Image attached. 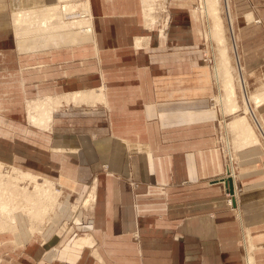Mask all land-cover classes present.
<instances>
[{"label": "crops", "instance_id": "1", "mask_svg": "<svg viewBox=\"0 0 264 264\" xmlns=\"http://www.w3.org/2000/svg\"><path fill=\"white\" fill-rule=\"evenodd\" d=\"M196 1L169 0L166 23L148 28L144 0H89L92 35L28 51L10 18L27 0H0V161L59 182L65 195L38 232L24 216L15 223L19 239L0 232V264H264V174L247 181L252 173L243 167L239 185L222 182L223 165L212 173L211 158L200 151L201 169L184 176L174 140L160 138L167 132L150 122L180 114L181 104L183 112L206 109L212 81L196 58L204 35ZM229 1L242 77L244 70L264 74V0ZM53 26L44 39L55 37L48 33ZM243 79L244 97L264 96V90L249 94ZM76 93H82L78 101ZM48 97L93 108L53 114L45 129L50 161H41L47 169L40 172L31 129L18 120L25 100ZM251 104L264 130V105ZM190 158L196 161L195 154ZM103 164L114 174H101ZM184 180L193 182L185 195L167 189L172 195L163 198V187ZM226 192L235 194L232 207ZM181 198L187 206L170 215L168 205Z\"/></svg>", "mask_w": 264, "mask_h": 264}, {"label": "rangeland", "instance_id": "2", "mask_svg": "<svg viewBox=\"0 0 264 264\" xmlns=\"http://www.w3.org/2000/svg\"><path fill=\"white\" fill-rule=\"evenodd\" d=\"M168 1L169 0H156L152 3L154 4L153 6L149 5L150 7L148 8L152 9L154 7V10L150 11L149 14H146L145 17L154 16L155 23L151 26L148 24L147 22L148 20H145V24L147 25V27L149 26L148 28L150 27L152 28L155 25H161V24L166 23L167 19L170 17ZM54 2H56V0H53L50 2L48 0H27V4L25 6H20L19 8L15 9L14 12H12L11 17H10L12 26L14 25L13 17L15 18L16 13L20 10L31 11L32 15H34V16H31V21H36L38 23V24L36 23L37 27L35 26V23H34V26L31 27V39L27 40L26 44L23 46L25 47L24 49L27 50L28 48H31V51H34L33 48H36L37 51L38 50L42 51L43 49L51 50L56 47L63 48V47L71 45L72 43H75L74 39L76 37L83 36L82 34H77V33L75 35L73 33L75 31V29L73 28V25L67 24L65 25V27H67L68 29L67 32L75 35L74 37H72V41L63 40L61 38V35L59 34L60 30L57 27L54 29V26H53V29L55 32H51V31L48 32V33H52L53 35H55L54 38L44 39V37H42L45 34L47 36L46 31L49 30V29L47 30V28L48 27L51 28L52 25H49L48 27H46L40 24H45L47 22L49 23V20H51L54 17V16H50V8H49L50 4L53 5ZM220 4H221L220 6L221 16L223 18V22H224V26L226 30V36H227L226 40H227V43L229 44V53H230V56L234 64L233 70H234V79H235V84H236L237 102L239 104L240 109L235 114L228 112L225 103H223L219 98L221 97V99L222 98L224 99L225 91L220 89L219 84L215 80V68H217L216 67L217 62L218 64H220L219 49L223 48V46L218 45V43L215 40H212L211 37L209 41L206 39V33L210 29L212 19L210 18L209 22H207L208 18L204 19L203 17L204 15L201 12V6H202L201 0H197L194 9L197 10L199 14L202 16V18L204 19V31H203L204 35H203V45H201V48L196 49V52H197L196 58L199 62L201 61L202 66H205L208 68L209 73H210L209 79H211L212 81V93L209 94L208 97L206 96L207 97L206 109L203 108L199 111H195L194 113L192 112L188 113L187 111L183 112L184 110L183 104H181L180 114H176L173 117L164 118L163 120H160V119L151 120L150 122L158 123L160 128H162L165 132H167L165 134L159 135L160 138L164 140H170L169 144H171L172 140H174L173 143L177 145L175 147V152L178 151L177 153L179 154V157L178 159H175L177 161L175 164H179L180 166L179 169H180L181 174H183L184 176H187L189 173L192 174L193 173L192 171L199 172V170L201 169L200 163L205 162L203 154H202V162H200V160L198 159V154H200L199 152L202 151L203 153H207V155L212 160V173H216L215 171L217 170L218 164H222L223 165L222 182H228V180H231V182L232 183L235 182V185H236L239 183V180H240L239 178L243 171L242 170L243 167H248V170L250 169L249 172L252 173L251 178H249L247 181L255 182L258 180L256 178H260L258 176L259 174L260 175L264 174V139L260 137L261 134L259 130H257L256 132L259 135L260 141L262 140L261 144L242 143L243 146L238 145L236 144L238 142L241 144L240 138L238 139L239 133L233 131L230 128L231 122L234 121L236 117L239 118V116L244 115L243 113L244 108H245L244 92L240 84V75H239V73L242 74V72L238 69V65L236 64V61H234L235 57L238 54L240 58V52H239L240 50L238 47L239 45L237 46L236 53L232 52L233 49L230 43L232 41L231 39L233 36L231 35L232 33L230 34V24L228 20V14L226 11L225 0H220ZM37 29H39V32H37ZM236 30H237V24L234 21V31L237 37ZM239 65L241 66V60L239 62ZM243 76L247 80V88H248L249 94H255V93H258L264 90V74H262L261 72H259V74H247L244 70ZM36 99L37 98L35 99L29 98L24 101V103L22 104L23 105L22 116L18 120V125L22 127L24 126L29 127L31 129V156L35 159L36 162L39 163V167L36 165L35 169L39 170L40 172H44L47 169V167L45 168L42 165L41 161L44 160L46 163L50 161L49 153L45 151V149H47V146H48L45 134H49L48 132H50V130H44L43 128L35 127L34 125H32V123H30L28 119V104L30 101L36 100ZM49 103L53 105V102H49ZM68 103H65L63 101L61 106L55 112V114L61 113L63 110L70 108V107L72 108L80 107L83 109L86 107L93 108V106L91 105H81L77 103L73 104V102L71 101ZM180 103H182V101ZM251 107H254V105L251 104ZM247 117H248L249 122L253 125V127L256 130L257 125L252 115L248 114ZM154 126H156V124H154ZM46 128H51V126L46 127ZM20 132H22V130ZM169 133H173V134L169 135ZM168 149L169 147L165 146V150H168ZM230 152L232 154L233 161H234L235 177L227 178L226 177L228 176L227 167L230 165V162H231L230 157H229ZM193 154H195L196 156V161H194V163H191L192 158L189 159V155H193ZM208 156H206V158ZM169 163H171V161H169ZM58 164H59L58 161H55V164L53 165V169H52L54 173L53 174L51 173L52 176H56L57 169H59ZM5 168L6 169L3 170L5 174H10L12 170L15 168L28 172L27 169L18 168V166L16 167V166H13L12 164H7V163L5 164ZM100 173L107 174L109 176L111 174L112 175L114 174V172H110L108 170V165H104V164L100 166ZM35 175L37 176V174ZM133 175H134V171H133ZM37 177L45 178L47 180L52 181L53 183L55 182L54 184H56L57 187H62L59 185V182L48 179L49 177L47 178L46 176H43L42 174L41 175L39 174ZM137 185L138 184H134L135 187ZM34 186H35V183H32L31 184L32 201L36 199V197L34 196L36 195V193L34 192ZM190 186L191 187L193 186V182H190L188 180H184L175 185L169 183L165 187H163L164 188L163 198L165 200L168 199L172 195L170 191L174 192L177 189H179L178 191L180 195H185L186 190L190 188ZM92 187H93L92 184L88 185L87 195H89L91 191L93 190ZM167 189H170V191H167ZM62 191H63L62 193H64L63 188H62ZM230 194L231 193L226 192L224 195L225 203L227 204V206H230L229 201L230 199H232ZM59 200L60 201L62 200V196L60 197ZM83 201L81 202V206H83ZM198 201L199 200H197V202ZM187 204H188V200H183V198H181V201L179 203H170L168 205L169 214L171 215V213H173L172 212L173 208L179 206L180 211H181L184 207L187 206ZM138 235L139 234L137 233L135 235V238H138Z\"/></svg>", "mask_w": 264, "mask_h": 264}, {"label": "bare ground", "instance_id": "3", "mask_svg": "<svg viewBox=\"0 0 264 264\" xmlns=\"http://www.w3.org/2000/svg\"><path fill=\"white\" fill-rule=\"evenodd\" d=\"M151 1H155V0H144L146 5V10H145L146 14H149L150 11L154 10V7L152 9L148 8L150 7L149 5L151 6L154 5L151 4ZM225 2H226V11L228 14V20L230 24V34L232 33L231 35L233 36L230 44L233 49L232 52L236 53L237 51L236 37L234 31V20L231 14L230 1L225 0ZM81 4L83 5L86 11H91L89 0H85L83 1V3L81 2ZM201 5H202L201 12L204 15L203 16L204 19L208 18V21L206 20L207 22L210 21V18L212 19L210 29L208 28L209 31L206 33V39L209 41V39L212 38V40H215L218 43V45L223 46V48L219 49L220 64H218L217 62V66H216L217 68H215V80L219 84L220 89L225 91L224 99L223 98L221 99V97H219L220 100L223 103H225L227 111L233 114L237 112L240 109V107L237 102L236 84H235L234 70H233L234 64L229 53V44L227 43L226 40L227 36H226V30H225L223 18L221 16L220 0H201ZM49 8H50V16H54V17L51 20H49V23L47 22L45 24H40V25H44L46 27H48L49 25L52 26L54 25V28L57 27L61 31V36L63 38L65 35H68V33H66L68 29L67 27H65V25L67 24L73 25V28L76 31L77 26L82 24L83 28L84 27L87 28L86 31L88 33L85 34L92 35L93 24L90 21H86V22L84 20H73L70 22L64 21L63 16H66L67 13L69 14L70 12L76 9V5H74V2L70 0H56V2L53 3V5L50 4ZM31 16H34L32 15L31 11L20 10L16 13V16L14 18V26L16 27V31H17L16 33L17 38L19 39L20 48L22 49L25 48L23 46L26 44L27 40L31 39V27L34 26V23L35 26L38 24V23L36 24V21H31ZM145 20H148L147 22L151 26L155 23V19L152 16L151 17L146 16ZM37 32H39V29H37ZM141 44L142 43L137 41L138 46H140ZM27 50L31 51V48ZM33 50H36V48H33ZM234 61H236V64L238 65V69L242 72V68L239 65L240 60L238 55L235 57ZM239 75H240V84L242 83V87H244V92H245L246 82H244L243 79L245 77L244 76L242 77V74L240 73ZM81 95L82 93L79 94L76 93L75 95H73L72 99L74 98V101L76 100L78 101L80 100ZM249 101L253 102L255 107L258 108L264 105V96L261 97L255 95L254 101L250 100L247 97H244L245 116L241 115L239 116V118L236 117V119L232 121L230 124V128L233 131L239 133V137L238 136L237 137L238 139L240 138L241 144L238 142L236 143L238 145H242V143L261 144L262 140L260 141L259 135L256 132L257 130H259L261 134L260 137L264 139V130L262 126L258 124V121L254 119L255 115L250 108ZM49 102H53V105H51ZM61 104H62L61 101L59 102L58 100H54V98H50V97L30 101L28 104V119L30 123H32V125H34L35 127L43 128L44 130L47 129L46 127H50L52 125L51 122H53V114L58 110ZM248 114L252 115L257 125L256 130L253 127V125L249 122L247 117ZM229 157L231 162L230 165L227 167L228 176L226 177L232 178L235 177V167L231 152ZM4 168H5V164L0 162V232L8 231L9 233V231H13L15 235L18 237L17 239H19L18 233L15 230V223L18 221V219L21 217L23 218L24 216L27 221L26 222L27 226L30 228L31 232L32 233L36 231L38 232L44 227L46 223L49 222L47 220L51 219L53 213L56 210V206L60 201L59 199L61 196L63 197L62 194L64 193H62L63 192L62 187H60L61 190L57 189L56 184H54L55 182L53 183L52 181L46 180L45 178H38L37 177L38 175L36 176L35 174H32L30 172H25L17 168L13 169L11 173L9 172L10 174H5L3 171ZM32 183H35L34 192L36 193V195H34L36 199L33 201L31 195ZM234 186L236 185L234 184ZM87 202H89V200H87ZM229 204L231 207L233 206L232 199H230ZM1 235H3V233Z\"/></svg>", "mask_w": 264, "mask_h": 264}, {"label": "built area", "instance_id": "4", "mask_svg": "<svg viewBox=\"0 0 264 264\" xmlns=\"http://www.w3.org/2000/svg\"><path fill=\"white\" fill-rule=\"evenodd\" d=\"M70 1L74 2V5H76V9L73 10L72 12H70L69 14L67 13L66 16H63L64 21L70 22L73 20H84L85 22L90 21L92 23L93 19H92L91 11H86L84 9L83 5L81 4V2L83 3V1H85V0H70ZM86 29L87 28L84 27L82 30L85 32L81 31L82 32L81 34L88 33L86 31ZM89 31H90V29H89ZM4 169H6V168H4ZM57 189L61 190L60 187H57ZM230 196L232 197V194H230Z\"/></svg>", "mask_w": 264, "mask_h": 264}, {"label": "water", "instance_id": "5", "mask_svg": "<svg viewBox=\"0 0 264 264\" xmlns=\"http://www.w3.org/2000/svg\"><path fill=\"white\" fill-rule=\"evenodd\" d=\"M231 181V180H228V182Z\"/></svg>", "mask_w": 264, "mask_h": 264}]
</instances>
